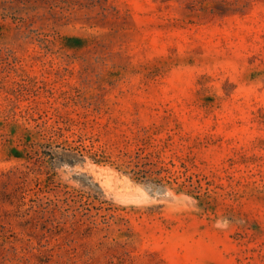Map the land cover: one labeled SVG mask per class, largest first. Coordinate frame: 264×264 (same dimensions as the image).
I'll list each match as a JSON object with an SVG mask.
<instances>
[{
	"label": "rangeland",
	"instance_id": "obj_1",
	"mask_svg": "<svg viewBox=\"0 0 264 264\" xmlns=\"http://www.w3.org/2000/svg\"><path fill=\"white\" fill-rule=\"evenodd\" d=\"M0 264H264V0H0Z\"/></svg>",
	"mask_w": 264,
	"mask_h": 264
},
{
	"label": "trees",
	"instance_id": "obj_2",
	"mask_svg": "<svg viewBox=\"0 0 264 264\" xmlns=\"http://www.w3.org/2000/svg\"><path fill=\"white\" fill-rule=\"evenodd\" d=\"M138 157H135L133 159H129L128 161H124L121 166L127 168V169H130V167H133L135 169L138 168L139 164H138ZM97 161V160H96ZM97 163V162H96ZM133 171V173H135L136 175L138 174V172H135L136 170H131Z\"/></svg>",
	"mask_w": 264,
	"mask_h": 264
}]
</instances>
